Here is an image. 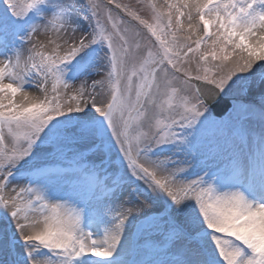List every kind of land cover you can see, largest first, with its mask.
<instances>
[{"label": "snow or ice", "instance_id": "snow-or-ice-1", "mask_svg": "<svg viewBox=\"0 0 264 264\" xmlns=\"http://www.w3.org/2000/svg\"><path fill=\"white\" fill-rule=\"evenodd\" d=\"M0 264H264V0H0Z\"/></svg>", "mask_w": 264, "mask_h": 264}, {"label": "rangeland", "instance_id": "rangeland-1", "mask_svg": "<svg viewBox=\"0 0 264 264\" xmlns=\"http://www.w3.org/2000/svg\"><path fill=\"white\" fill-rule=\"evenodd\" d=\"M123 3H131L133 5L136 4L137 0H122ZM159 3H163V0H158Z\"/></svg>", "mask_w": 264, "mask_h": 264}]
</instances>
